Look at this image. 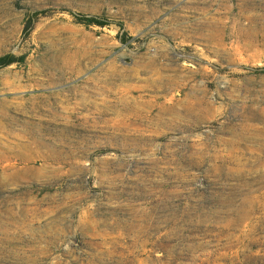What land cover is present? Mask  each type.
I'll list each match as a JSON object with an SVG mask.
<instances>
[{"label":"rangeland","instance_id":"374dc122","mask_svg":"<svg viewBox=\"0 0 264 264\" xmlns=\"http://www.w3.org/2000/svg\"><path fill=\"white\" fill-rule=\"evenodd\" d=\"M3 58L0 264H264V0H0Z\"/></svg>","mask_w":264,"mask_h":264},{"label":"trees","instance_id":"16d2710c","mask_svg":"<svg viewBox=\"0 0 264 264\" xmlns=\"http://www.w3.org/2000/svg\"><path fill=\"white\" fill-rule=\"evenodd\" d=\"M87 21H88V23L97 24V25H100V26H106L105 23H103V22H101V21H99L97 19H88ZM14 62L15 61H13L12 59H9V58L0 59V68L6 67V66H10Z\"/></svg>","mask_w":264,"mask_h":264},{"label":"bare ground","instance_id":"6f19581e","mask_svg":"<svg viewBox=\"0 0 264 264\" xmlns=\"http://www.w3.org/2000/svg\"><path fill=\"white\" fill-rule=\"evenodd\" d=\"M155 82H157V81H155ZM157 84H158V83H157ZM154 87H155V86H154ZM150 88H151V87H150ZM103 102H104V101H103ZM167 102H169V101H167ZM151 104H152V102H151ZM159 104H160V103H159ZM138 113H139L138 110L130 108L129 115H128V114H125V115L128 116L129 119H131V117L138 115ZM140 115H141V114H140ZM139 118H140V117H139ZM114 126H115V125H114ZM120 131H122V130H120Z\"/></svg>","mask_w":264,"mask_h":264}]
</instances>
